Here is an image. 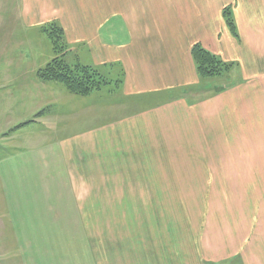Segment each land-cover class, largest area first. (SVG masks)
<instances>
[{"label":"crops","instance_id":"0c3cea01","mask_svg":"<svg viewBox=\"0 0 264 264\" xmlns=\"http://www.w3.org/2000/svg\"><path fill=\"white\" fill-rule=\"evenodd\" d=\"M18 9V19L41 27L42 33L48 35L51 24L61 27L66 53L68 46H80L87 55V61L77 63L111 82L115 73L118 85L109 88L112 94L123 95L128 103L141 95L165 96L151 111L49 145L48 154L60 153L63 179L71 191L41 195L46 224L56 221L50 214L57 211L80 214L82 224L71 227L77 230L73 238H80L94 264H264V224H222V229L215 225L207 244L201 246L199 227L191 224L185 229L184 224H161L158 219L162 198L184 195L185 171L192 173L193 180L200 164H215L199 152L196 156L184 152L198 149V141L207 142L210 136L202 133L227 141L225 126L230 127L231 120L226 123L224 101L238 98L242 111L249 107L244 102H255L253 109L264 113V0H20ZM225 10L232 15L236 35L227 25ZM196 45L232 64L229 81L232 76L236 80L211 100L216 111H209L213 114L207 115L211 118L207 124L197 118L194 103L184 96L205 87L192 54ZM36 85L40 94L49 91L51 97L34 117L43 112L39 124L61 131L71 113L65 119L67 110L61 104L65 95L55 85ZM215 142L211 138L207 148L215 149ZM47 165L52 180L56 164ZM55 196L60 202L52 199ZM61 202L64 208L57 209ZM115 211L143 213V220L139 224L87 221L88 213ZM154 214L158 224L151 219L156 220Z\"/></svg>","mask_w":264,"mask_h":264},{"label":"rangeland","instance_id":"374dc122","mask_svg":"<svg viewBox=\"0 0 264 264\" xmlns=\"http://www.w3.org/2000/svg\"><path fill=\"white\" fill-rule=\"evenodd\" d=\"M19 6L20 0H0V264H94L87 258L89 253L80 238H73L77 230L71 227L82 224L80 214L57 211L50 214L56 221L46 224L47 213L41 211L45 206L42 194L52 197L55 191L57 195L61 191L65 195L71 191L70 183L63 179L66 173L58 156L60 153L48 154L50 144L151 111L165 101V96L141 95L128 103L123 95L109 91L118 85L115 73L111 74L114 81L106 79L108 84L86 97L71 94L60 83H45L57 86L65 95L61 102L67 110L65 119L71 112L64 129L49 131L34 117L48 105L51 97L49 91L45 94L37 91L36 83L41 82L37 71L62 53L55 52L41 27L29 26L18 19ZM81 50L80 46H68L64 59L70 65L80 62L79 59L87 61V55ZM231 71L202 79L205 87L184 92V96L194 103L191 105L193 111L197 118L205 121L203 123L207 124L211 119L207 115L213 114L209 112L212 108L216 111L215 104L211 105L215 94L236 81L233 76L229 81ZM112 77L108 76L109 79ZM224 103L226 109L222 107ZM224 103L218 108L226 110V123L231 120V126H225L228 128L227 141L211 133H202L200 135L210 136L207 142L216 139L215 149H208L207 142L198 141V149L194 146L191 151L184 152L189 156L199 152L201 158H209L215 164H200L199 174L193 175V180L192 173L185 171L184 195L162 198L163 212L158 214L161 224H184L185 229L191 228V224L194 228L199 227L201 243L204 242L201 246L207 244L206 237L211 235L215 225L222 229V224H264V113L253 109L255 102L252 105L244 102L249 107L242 111V102L236 97ZM32 120L33 123H27ZM23 123L27 124L17 129ZM209 126L203 125L204 129L211 128ZM54 162L56 177L51 180L50 174H46L47 163ZM227 162H231L230 165ZM192 192L201 195L192 196ZM52 199L60 202L58 196ZM60 205L62 202L56 208H64ZM86 215L90 224H128L131 221L139 224L143 220V213L115 211ZM154 215L156 220L151 219L158 224L157 214Z\"/></svg>","mask_w":264,"mask_h":264},{"label":"trees","instance_id":"16d2710c","mask_svg":"<svg viewBox=\"0 0 264 264\" xmlns=\"http://www.w3.org/2000/svg\"><path fill=\"white\" fill-rule=\"evenodd\" d=\"M225 18L228 27L236 35L235 23L229 10H225ZM46 32L54 46L57 54L45 67L39 69L37 76L41 82L44 83H60L68 92L73 95L86 97L93 91L99 90L109 82L102 77L96 70L91 67L84 66L81 63L70 65L64 59V31L56 24H51L46 28ZM193 57L198 67L199 75L202 79L211 78L220 75L221 73H228L232 70V64L225 63L219 57L196 45L192 50ZM223 73V74H224ZM43 112L39 113L36 118H39ZM34 120L27 122L33 123ZM27 123L18 126L17 129L23 127Z\"/></svg>","mask_w":264,"mask_h":264}]
</instances>
